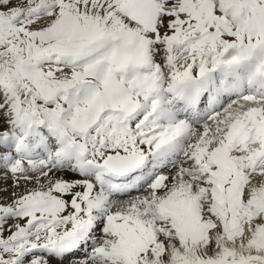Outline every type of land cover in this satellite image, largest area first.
I'll return each instance as SVG.
<instances>
[{
  "label": "snow or ice",
  "instance_id": "obj_1",
  "mask_svg": "<svg viewBox=\"0 0 264 264\" xmlns=\"http://www.w3.org/2000/svg\"><path fill=\"white\" fill-rule=\"evenodd\" d=\"M0 264H264V0H0Z\"/></svg>",
  "mask_w": 264,
  "mask_h": 264
}]
</instances>
